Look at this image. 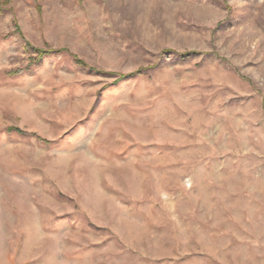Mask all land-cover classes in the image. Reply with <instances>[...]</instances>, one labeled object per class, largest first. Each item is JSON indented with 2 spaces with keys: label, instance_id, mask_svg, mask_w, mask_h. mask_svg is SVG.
Masks as SVG:
<instances>
[{
  "label": "rangeland",
  "instance_id": "374dc122",
  "mask_svg": "<svg viewBox=\"0 0 264 264\" xmlns=\"http://www.w3.org/2000/svg\"><path fill=\"white\" fill-rule=\"evenodd\" d=\"M0 264H264V0H0Z\"/></svg>",
  "mask_w": 264,
  "mask_h": 264
},
{
  "label": "trees",
  "instance_id": "16d2710c",
  "mask_svg": "<svg viewBox=\"0 0 264 264\" xmlns=\"http://www.w3.org/2000/svg\"><path fill=\"white\" fill-rule=\"evenodd\" d=\"M35 52H36V58L33 60V63H36V66H39L41 65L42 63V60L44 58H48L50 57L51 55V52L50 51H45V50H42V49H35V48H32ZM73 60L81 67H86V64L78 59L77 57H74ZM32 63V64H33ZM12 131V130H11Z\"/></svg>",
  "mask_w": 264,
  "mask_h": 264
}]
</instances>
